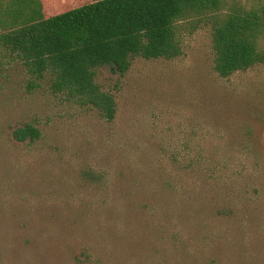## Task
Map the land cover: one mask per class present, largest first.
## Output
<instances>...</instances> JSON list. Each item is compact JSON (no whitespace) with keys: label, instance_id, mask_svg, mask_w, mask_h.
Returning a JSON list of instances; mask_svg holds the SVG:
<instances>
[{"label":"rangeland","instance_id":"rangeland-1","mask_svg":"<svg viewBox=\"0 0 264 264\" xmlns=\"http://www.w3.org/2000/svg\"><path fill=\"white\" fill-rule=\"evenodd\" d=\"M98 83L111 122L0 60V264H264V63L219 76L200 27Z\"/></svg>","mask_w":264,"mask_h":264},{"label":"trees","instance_id":"trees-1","mask_svg":"<svg viewBox=\"0 0 264 264\" xmlns=\"http://www.w3.org/2000/svg\"><path fill=\"white\" fill-rule=\"evenodd\" d=\"M78 1L49 11L43 0H0V60L23 67L27 90L45 87L106 121L115 119L116 102L98 83L100 68L123 75L137 59H176L186 31L208 29L212 68L221 77L264 63V7L223 0ZM12 135L31 142L40 131L25 122Z\"/></svg>","mask_w":264,"mask_h":264}]
</instances>
